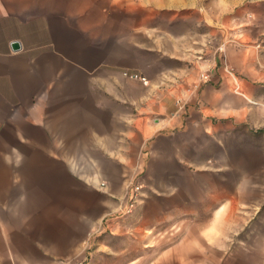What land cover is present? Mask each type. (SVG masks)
I'll return each mask as SVG.
<instances>
[{"label":"crops","instance_id":"1","mask_svg":"<svg viewBox=\"0 0 264 264\" xmlns=\"http://www.w3.org/2000/svg\"><path fill=\"white\" fill-rule=\"evenodd\" d=\"M206 1L0 0V264L140 263L136 187L140 241L179 226L154 264H242L218 226L264 202V0Z\"/></svg>","mask_w":264,"mask_h":264},{"label":"rangeland","instance_id":"2","mask_svg":"<svg viewBox=\"0 0 264 264\" xmlns=\"http://www.w3.org/2000/svg\"><path fill=\"white\" fill-rule=\"evenodd\" d=\"M209 2V3H208ZM206 4L210 5L213 10L217 11L218 1L208 0ZM165 19V18H164ZM212 24L218 21V17H212ZM201 25V24H200ZM210 36V37H209ZM208 36L207 47L211 55H215L219 52V37L216 32H213ZM206 51V56L203 58L206 61V70L209 69L212 73V57ZM137 205V204H136ZM132 209V212L128 214L131 222V259L132 261L137 260L139 257L138 253H143L145 256L142 257L141 262L137 261L132 264H154L157 260L156 253L162 249L164 241H157L153 239L154 233L163 231H176L179 226L171 225H147L146 233L148 234L147 240H139L138 234L143 232L138 226V213L137 208ZM239 215H242V219L246 221L243 224H232L227 226H218V231L229 234H234L233 237L228 241L231 244V249H237L241 251L242 264H264V202L258 210H235ZM142 227V225H141ZM209 226H206L208 228ZM146 244L147 246H144ZM145 249V250H144ZM126 258V257H125Z\"/></svg>","mask_w":264,"mask_h":264},{"label":"built area","instance_id":"3","mask_svg":"<svg viewBox=\"0 0 264 264\" xmlns=\"http://www.w3.org/2000/svg\"><path fill=\"white\" fill-rule=\"evenodd\" d=\"M132 78L140 80L145 85H147L149 83V80L147 78H145L144 76L139 75L137 73L133 74ZM210 79H211V73H210L209 69H207V70L205 69L204 71L201 72V74L199 76L200 83L209 82ZM138 191H139V187H136L135 192L131 197L130 211H132V209L135 207V205L140 200V195H139Z\"/></svg>","mask_w":264,"mask_h":264},{"label":"water","instance_id":"4","mask_svg":"<svg viewBox=\"0 0 264 264\" xmlns=\"http://www.w3.org/2000/svg\"><path fill=\"white\" fill-rule=\"evenodd\" d=\"M12 48L14 51H19L21 49V44L19 42H13Z\"/></svg>","mask_w":264,"mask_h":264}]
</instances>
